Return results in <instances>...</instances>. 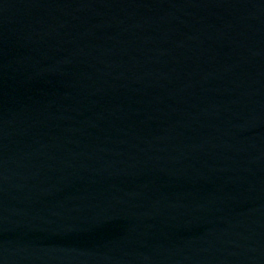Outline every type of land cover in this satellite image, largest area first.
Returning a JSON list of instances; mask_svg holds the SVG:
<instances>
[{
	"label": "water",
	"instance_id": "water-1",
	"mask_svg": "<svg viewBox=\"0 0 264 264\" xmlns=\"http://www.w3.org/2000/svg\"><path fill=\"white\" fill-rule=\"evenodd\" d=\"M0 264H264V0H0Z\"/></svg>",
	"mask_w": 264,
	"mask_h": 264
}]
</instances>
